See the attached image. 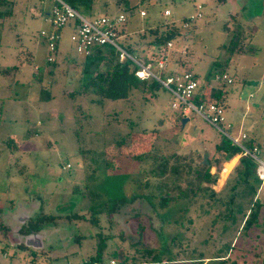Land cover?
Segmentation results:
<instances>
[{"label": "rangeland", "instance_id": "1", "mask_svg": "<svg viewBox=\"0 0 264 264\" xmlns=\"http://www.w3.org/2000/svg\"><path fill=\"white\" fill-rule=\"evenodd\" d=\"M124 1L135 6L127 41L142 54L154 47L138 33L173 22L181 35L167 51L168 68L191 71L203 88L221 84L215 73L230 77L219 125L250 121L264 153V0H93L80 13L115 14ZM10 2L11 14L0 21V226L8 231L9 215L32 207L30 220L57 218L38 225L46 230L40 250L11 244L0 233V264H79L96 255L101 264L113 257L118 264L121 254L140 264L200 257L204 263L224 255L236 264L257 263L264 255V183L254 192L240 180L234 166L241 153L222 173L230 158L215 151L221 133L192 110L171 107L174 97L161 85L100 103L91 89L78 92L80 54L70 26L59 29L54 63L46 60L39 32L48 29L52 0ZM232 37L242 51L229 55ZM39 89L47 100L38 99ZM207 161L214 180L200 178ZM253 204L256 223L242 229ZM71 212L82 218H67Z\"/></svg>", "mask_w": 264, "mask_h": 264}, {"label": "trees", "instance_id": "2", "mask_svg": "<svg viewBox=\"0 0 264 264\" xmlns=\"http://www.w3.org/2000/svg\"><path fill=\"white\" fill-rule=\"evenodd\" d=\"M68 6L73 8L79 14L80 10H88L90 9V5L93 0H62ZM124 7L122 8V12L125 15V19L120 25V28L115 30L118 36H122L120 45L123 49L132 56L136 58H141L146 62L154 61L160 55L168 56V48L166 47L167 42H175L181 35V30L179 26L175 25L173 22H158L151 26H146L145 29L138 33L139 38L146 39V44L154 47V50L150 51L148 55L142 54V48L136 47L133 42L127 41L128 36L126 35V23L128 22L129 16L134 12V5H128L127 1H124ZM11 2L10 0H0V7H7L5 10H0V21L4 17H7L11 14ZM141 9V8H140ZM139 9V10H140ZM49 11V9H48ZM47 11V12H48ZM116 12V13H118ZM115 13V14H116ZM110 13H103L101 15H115ZM146 14V13H145ZM82 15V14H81ZM139 15V11H138ZM83 16V15H82ZM140 16V15H139ZM145 16V15H144ZM143 17V16H140ZM187 19H183V23H186ZM59 33V31H58ZM226 50L229 55L233 53H240L241 45H239L235 38H231L228 42V46H226ZM21 63V62H20ZM54 63V61H51ZM79 67L80 73V84L81 87L78 92H89L91 91L97 96V101L100 103L104 99L108 100H117V99H125L128 97L129 92L134 90H143V89H156L159 87V83L152 78L139 79L134 75L135 66L128 59H124L123 61H119L117 52L108 45H94L91 47L90 52L87 55H79V61L77 63ZM214 65V64H213ZM216 65V64H215ZM214 65V66H215ZM217 67V65L215 66ZM5 69V68H4ZM7 69V68H6ZM5 69V70H6ZM9 69L16 70L17 66H11ZM40 67L38 71H41ZM179 71L175 69V67H169L164 73H161V76L167 74H177ZM221 73V72H218ZM195 75V74H194ZM196 76V75H195ZM148 82H150L148 84ZM221 84L219 86H210L204 87L199 84L198 88L195 91V96L193 102L195 104L205 102V103H214L222 107L221 101L223 100L224 91L223 87L227 84L225 81H219ZM207 88V89H205ZM38 99L47 100L49 98V93L43 92L39 89ZM74 94V93H73ZM43 95V97H42ZM48 97V98H47ZM182 117V116H181ZM12 141L10 140L7 143L9 146ZM248 147H251L253 144L250 142H246ZM259 147V145L256 144ZM215 151H220L224 153L225 158H230L235 154L240 153V149L238 146L232 144L228 138L224 135L219 134L217 142L215 143ZM161 166V165H160ZM210 163H207L203 167V171L200 174V178L207 180L213 179L214 175L209 172ZM165 168V164L163 163L162 169ZM235 173L239 175L240 180L249 184L251 189L256 192L260 186V182L255 175V164L248 157L241 155L237 158V163L234 166ZM177 168L172 167V172L176 173ZM163 171V170H162ZM162 171L159 170L158 174H161ZM161 172V173H160ZM161 203H166L168 200V193L164 192L161 196ZM232 199V197H230ZM258 214V208L255 209V205L253 204L250 209L246 211L244 217L242 219L241 228L248 230L254 223H256V218ZM67 218L70 219H81L82 214H78L76 212H71L66 215ZM57 218V215L54 214H42L36 218V222L34 224V229L36 230L40 223H50L53 222L54 219ZM264 223V221H263ZM264 229V227H263ZM6 232V228L4 226H0V233L4 236ZM22 246V245H18ZM149 254V250L147 251ZM125 255L121 254L118 257V264H140V262H129V260L125 261ZM151 258H155V255H151ZM115 259V257L111 258ZM131 259V258H130ZM203 258L200 257L196 260L191 261H172V260H153L150 262L152 264H236L235 261L230 260L229 258L224 256H217L212 258H206V261L203 263ZM116 260V259H115ZM100 261V257L96 255L95 257H90L85 260L80 261L79 264H95ZM128 262V263H127ZM255 264H264V255L260 257L257 263Z\"/></svg>", "mask_w": 264, "mask_h": 264}, {"label": "built area", "instance_id": "3", "mask_svg": "<svg viewBox=\"0 0 264 264\" xmlns=\"http://www.w3.org/2000/svg\"><path fill=\"white\" fill-rule=\"evenodd\" d=\"M52 2V6L45 17L48 29L39 32L46 44L47 61H53L52 54L55 53L59 40L58 31L60 27L64 25L71 27L69 38L78 54L87 55L94 45L111 46L117 52L119 61L128 59L133 63L136 67L134 75L137 78L154 79L174 97L175 101L171 103V107L181 109L185 114L192 110L216 127V129L228 138L232 144L238 146L241 155L248 156L254 162L255 175L260 184L264 183V153L260 148L254 144L248 147L246 143H244V141H246V135L244 133L237 135L232 134L228 124L226 125L227 129L219 125L220 122L223 121L222 107L214 103L201 102L195 104L193 102L195 91L199 86V81L194 73L188 70H182L177 74L161 76V73H164L168 69L167 55H160L154 61L150 62L151 60H149V62H146L141 58H136L127 53L116 41L118 35L115 30L119 29L124 21V13L118 12L110 16L97 15L88 19L62 0H52ZM162 14L167 16L169 15V11L164 9ZM139 15L144 16L145 11L140 9ZM196 16L199 17L200 14L197 13ZM191 19H193V17L187 18V20ZM185 26H187V22L183 23V27ZM171 45V42L166 43L168 49ZM212 78L214 81L231 83L230 77L225 73H215ZM109 264H114V261L110 260Z\"/></svg>", "mask_w": 264, "mask_h": 264}, {"label": "crops", "instance_id": "4", "mask_svg": "<svg viewBox=\"0 0 264 264\" xmlns=\"http://www.w3.org/2000/svg\"><path fill=\"white\" fill-rule=\"evenodd\" d=\"M250 121H244L242 118L239 120V121H237L236 123H232V122H227V124H228V127L230 128V131L232 132V134H233V129H234V131H235V133H234V135H237V134H240V133H244L245 135H246V138H247V140L250 142V143H252V144H254V145H259V148H260V150L262 151V146H261V144L259 143L260 141H258L257 142V139H255V135H254V126H252L251 127V124L249 123ZM226 124V125H227ZM231 163V165H232V163H233V159H229L228 161H227V166L226 167H224L223 168V170H222V173L223 172H225L226 170H227V168H229V164ZM231 167V166H230ZM260 186H261V184H260ZM259 186V187H260ZM34 202H37V200L36 199H34L33 200ZM21 203V202H20ZM23 205V204H22ZM19 207H21V206H19ZM22 207H24V205L22 206ZM40 207V204H39V201L37 202V204H36V209H38ZM34 209V207H32V209H28L27 211H31V210H33ZM36 209H35V211H36ZM7 209L5 208V211H6ZM2 211H3V208H2ZM12 211V210H11ZM10 210H9V213L11 212ZM26 210H23V212L25 213L24 215L25 216H27V214H29L28 212H27ZM8 213V212H7ZM24 216V217H25ZM23 217V218H24ZM30 216H28V218H29ZM27 218V219H28ZM25 221V219H22V222H24ZM12 230H10V231H6L5 232V235H4V237H6V235L8 234V232H11ZM17 230H14V232H16ZM38 234H40V240L38 241L37 239H36V236L38 235ZM25 235H27V234H25ZM29 235H33V237H30V238H28V241H29V243L31 242V241H33V240H36L37 242H39V244L38 245H36V246H40L39 247V249H36V250H40L41 248H42V240H43V238H44V236L46 235V230L44 229L43 231H38V232H35L34 234H32V233H30ZM35 235V236H34ZM20 236H22V235H20ZM19 236V237H20ZM18 237V238H19ZM17 238V239H18ZM22 240V239H21ZM16 244H17V240H16ZM20 244H22V243H19V244H17V245H20ZM23 245V244H22ZM27 247V246H26ZM29 247V246H28ZM84 260V259H83ZM110 260H113V259H110ZM109 260V261H110ZM82 261V260H81ZM68 264H70V263H68ZM95 264H101V263H99V261L98 262H96ZM108 264H109V262H108Z\"/></svg>", "mask_w": 264, "mask_h": 264}, {"label": "flooded vegetation", "instance_id": "5", "mask_svg": "<svg viewBox=\"0 0 264 264\" xmlns=\"http://www.w3.org/2000/svg\"><path fill=\"white\" fill-rule=\"evenodd\" d=\"M1 211L2 210H0V213H3V211L2 212ZM27 212H30V211H27ZM24 214L25 213L22 210H17V214H15L14 216L13 215H9V218H8L9 219V223H10L9 225L12 228L11 229L8 228V231H10V230H12V231L8 232V236H9L8 239L11 242V244H16V240H17V238L20 235H25V234H30V233L34 234L35 232H38V229L40 228L38 226L39 228H37L36 230L34 229V224L36 222L35 221L36 218L33 219V220H30L31 216L27 219V221L22 222L21 220L25 216ZM1 218L3 219V215L1 216ZM1 218H0V221H1ZM3 221L6 222L5 220H3ZM14 230H17V231L14 232ZM30 244L32 246H36V245L39 244V242H37L36 240H33V241L30 242ZM29 248L34 250V248H32V247H29Z\"/></svg>", "mask_w": 264, "mask_h": 264}, {"label": "water", "instance_id": "6", "mask_svg": "<svg viewBox=\"0 0 264 264\" xmlns=\"http://www.w3.org/2000/svg\"><path fill=\"white\" fill-rule=\"evenodd\" d=\"M185 121V119H182V123ZM204 160H205V156H204ZM25 218H28V215L27 216H25L23 219H25ZM35 236V235H34ZM30 237H33V235H29V234H27V235H22V236H20L18 239H17V244H19V243H22L24 246H29V247H32V248H34V249H39V247L38 246H32L30 243H29V241H28V238H30ZM40 234H38L37 236H36V239L39 241L40 240ZM22 239V240H21Z\"/></svg>", "mask_w": 264, "mask_h": 264}]
</instances>
